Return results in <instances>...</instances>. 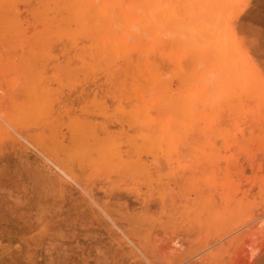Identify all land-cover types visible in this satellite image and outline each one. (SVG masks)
I'll use <instances>...</instances> for the list:
<instances>
[{
  "label": "rangeland",
  "instance_id": "1",
  "mask_svg": "<svg viewBox=\"0 0 264 264\" xmlns=\"http://www.w3.org/2000/svg\"><path fill=\"white\" fill-rule=\"evenodd\" d=\"M215 1L0 0V264H264V0Z\"/></svg>",
  "mask_w": 264,
  "mask_h": 264
},
{
  "label": "bare ground",
  "instance_id": "2",
  "mask_svg": "<svg viewBox=\"0 0 264 264\" xmlns=\"http://www.w3.org/2000/svg\"><path fill=\"white\" fill-rule=\"evenodd\" d=\"M203 1L206 2V0H203ZM208 1H209V0H208ZM214 1H215V0H212V3H213ZM216 1H217V0H216ZM216 1H215L214 6L217 4ZM234 1H235V0H233V2H234ZM201 2H202V0H201ZM204 2H202L201 4H202V5H205ZM218 2H219V1H218ZM224 2H226V1L224 0ZM207 3H208V2H206V5H208V6L211 8V6H210L211 3H210V4H207ZM224 4H225V3H224ZM229 4L231 5L232 3H229ZM226 5H228V4H226ZM208 6H207V7H208ZM212 6H213V5H212ZM220 6H221V5H220ZM201 7H202V6H201ZM216 7H217V8H216ZM216 7H215V11H216V12H219L220 10L218 9V5H216ZM224 7H225V6H224ZM203 8H204V7H203ZM203 8H202V9H203ZM222 8H223V7H222ZM225 8H226V7H225ZM225 8H224V9H225ZM228 8H229V7H228ZM200 9H201V8H200ZM202 9H201V11H202ZM211 9H214V7L211 8ZM211 9H208V10H211ZM216 9H218L219 11L216 10ZM220 9H221V8H220ZM240 9H241V8H240ZM204 11L206 12V9H205ZM213 11H214V10H213ZM220 12H221V11H220ZM222 12H223V11H222ZM200 13H202V14H200V17H201V16H205V14H206V13L203 14V12H200ZM207 14H208V13H207ZM207 14H206V17H207V18H204V19H206V20H204V21H206V22H204V23H205V25L208 24V23H210V25H209L208 27L205 26V27L207 28V30H208L209 27L212 28L211 25H213V24H211V23H214V22H213V21H212V22L209 21V20H213V18L210 19V18L212 17V16H210V18L208 19V15H207ZM218 15H220V14H218ZM201 18H202V17H201ZM219 18H220V17H219ZM220 19H221V18H220ZM201 20L203 21V19H201ZM214 20H216V19L214 18ZM207 21H209V22H207ZM200 22H201V21H200ZM216 22H218V21H216ZM219 22H220V21H219ZM201 24H202V26H200V27L204 28V25H203L202 22H201ZM202 28H200V30H201ZM206 28H205V29H206ZM210 28H209V30H211ZM215 29H216V28H215ZM203 30H204V29H203ZM203 30H202V31H203ZM212 30H214V29L212 28ZM202 31H201V32H202ZM217 31H218V30H217ZM203 33L206 34V31H203ZM202 36H205V35L202 34V35H201V38H203ZM206 36H207V34H206ZM208 37H209V36H208ZM208 37H207V38H208ZM234 37H235V36H234ZM205 38H206V37H205ZM205 38H203V39H205ZM212 38H213V37H212ZM203 41H205V40H203ZM216 42H217V41H216ZM232 42H233V40H232ZM234 45H235V43H234ZM235 46H236V45H235ZM243 52H244V51H243Z\"/></svg>",
  "mask_w": 264,
  "mask_h": 264
}]
</instances>
